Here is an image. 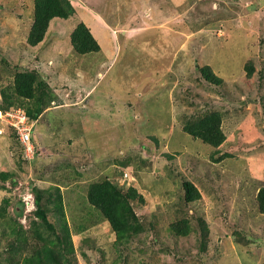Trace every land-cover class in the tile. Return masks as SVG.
<instances>
[{"label":"rangeland","instance_id":"obj_1","mask_svg":"<svg viewBox=\"0 0 264 264\" xmlns=\"http://www.w3.org/2000/svg\"><path fill=\"white\" fill-rule=\"evenodd\" d=\"M69 1L73 14L31 44L34 0H0V92L35 109L13 92L15 72L32 70L48 105L29 159L0 123V264H26L47 240L63 264H264V0ZM80 24L99 51H74ZM212 112L217 146L185 131ZM104 179L139 194L121 232L88 199Z\"/></svg>","mask_w":264,"mask_h":264},{"label":"trees","instance_id":"obj_2","mask_svg":"<svg viewBox=\"0 0 264 264\" xmlns=\"http://www.w3.org/2000/svg\"><path fill=\"white\" fill-rule=\"evenodd\" d=\"M35 20L29 33V42L35 44L42 40L45 29L47 28L50 19L60 18L67 19L73 12L74 7L69 0H34L33 3ZM71 44L74 51L78 54L85 55L91 52H97L100 49L99 43L95 40L93 33L84 24L76 27L72 33ZM47 64H43L44 66ZM202 74L207 80L219 83V77L216 76L207 66L201 69ZM42 79L39 78L35 71H16L13 80V92L15 95L25 98H37V107L32 111L25 109V112L30 121H34L41 112L48 107H42V100L36 95V86L41 85ZM44 82V81H43ZM45 83V82H44ZM47 89V84H45ZM3 101L6 102L0 106L1 110L7 109L6 93L0 92ZM185 131L194 137L200 138L202 141L217 146L223 139L224 135L220 127V117L218 112H212L195 120L191 124L185 126ZM17 139L14 132H11ZM184 198L186 201H191L198 197V191L190 182L183 183ZM139 196L134 189L126 194H122L109 180H102L90 185L88 190V199L90 204L100 211L115 230L121 232L126 227L129 219L132 217V211L128 204V197L134 198ZM257 206L260 212L264 213V186H261L256 194ZM36 210L35 214L40 217L42 213L40 196L36 195L35 199ZM34 211V210H33ZM34 223V222H32ZM15 231V230H14ZM65 255L62 249L59 248L55 240H47L39 248L33 251L28 257L26 264H63Z\"/></svg>","mask_w":264,"mask_h":264},{"label":"built area","instance_id":"obj_3","mask_svg":"<svg viewBox=\"0 0 264 264\" xmlns=\"http://www.w3.org/2000/svg\"><path fill=\"white\" fill-rule=\"evenodd\" d=\"M0 123L5 124L11 132L16 134L17 140L23 148L24 157L27 159L33 157L36 151L31 136L33 122L29 120L25 110L19 106L15 108L9 107L3 110L0 109ZM2 131L3 129H0V132ZM23 200L26 205L29 203L32 204L31 209H34L33 199L24 196Z\"/></svg>","mask_w":264,"mask_h":264},{"label":"crops","instance_id":"obj_4","mask_svg":"<svg viewBox=\"0 0 264 264\" xmlns=\"http://www.w3.org/2000/svg\"><path fill=\"white\" fill-rule=\"evenodd\" d=\"M93 6H94L95 9L99 10L98 8H96V7H98L97 5H93ZM154 7H155L154 5L151 6L152 11H153V8H154ZM135 14H136V13H129V15H130L131 17H135ZM145 15H146V16H149L150 13H145ZM101 16H102V15H101ZM99 17H100V15H99ZM107 17H108V15H107ZM136 21H137V18H136ZM152 24H153V23H152ZM134 25H137V23H135ZM149 26H150V27H153V25H148V26L146 25V26H143L144 28H142V30L138 29L137 32H141V31H144V30H149V29H151V28H149ZM162 29H164V28H162ZM137 32H136V33H137ZM44 110H45V109H44ZM44 110H43V111H44ZM43 111L41 112L40 115H38V117H40V116L42 115ZM38 117H37V118H38ZM37 118H36V119H37ZM36 119H35V120H36ZM33 125H35V124H33ZM33 125H32V128H33ZM35 127H36V126H35Z\"/></svg>","mask_w":264,"mask_h":264},{"label":"clouds","instance_id":"obj_5","mask_svg":"<svg viewBox=\"0 0 264 264\" xmlns=\"http://www.w3.org/2000/svg\"><path fill=\"white\" fill-rule=\"evenodd\" d=\"M0 96H1V94H0ZM0 100H1V97H0ZM1 109V108H0ZM33 122V121H32ZM31 133H32V131H31ZM32 136V135H31Z\"/></svg>","mask_w":264,"mask_h":264}]
</instances>
